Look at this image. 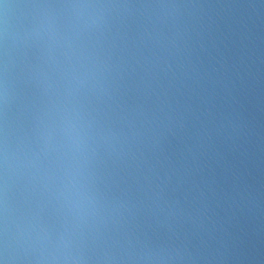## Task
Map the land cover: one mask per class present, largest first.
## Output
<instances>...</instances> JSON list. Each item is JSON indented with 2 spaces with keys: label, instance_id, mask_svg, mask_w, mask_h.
I'll list each match as a JSON object with an SVG mask.
<instances>
[{
  "label": "clouds",
  "instance_id": "1",
  "mask_svg": "<svg viewBox=\"0 0 264 264\" xmlns=\"http://www.w3.org/2000/svg\"><path fill=\"white\" fill-rule=\"evenodd\" d=\"M0 264H264V0H0Z\"/></svg>",
  "mask_w": 264,
  "mask_h": 264
}]
</instances>
